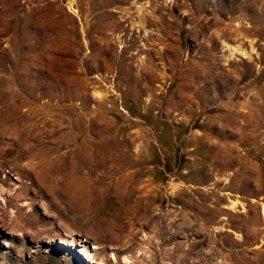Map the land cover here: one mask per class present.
Returning <instances> with one entry per match:
<instances>
[{
	"label": "rangeland",
	"instance_id": "1",
	"mask_svg": "<svg viewBox=\"0 0 264 264\" xmlns=\"http://www.w3.org/2000/svg\"><path fill=\"white\" fill-rule=\"evenodd\" d=\"M264 0H0V264H264Z\"/></svg>",
	"mask_w": 264,
	"mask_h": 264
},
{
	"label": "bare ground",
	"instance_id": "2",
	"mask_svg": "<svg viewBox=\"0 0 264 264\" xmlns=\"http://www.w3.org/2000/svg\"><path fill=\"white\" fill-rule=\"evenodd\" d=\"M262 212H263V215H264V204H263V206H262Z\"/></svg>",
	"mask_w": 264,
	"mask_h": 264
}]
</instances>
